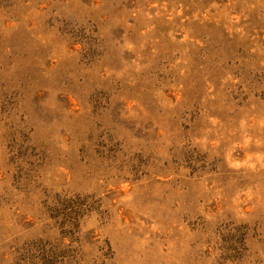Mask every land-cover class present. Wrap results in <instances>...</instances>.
<instances>
[{
  "label": "rangeland",
  "instance_id": "374dc122",
  "mask_svg": "<svg viewBox=\"0 0 264 264\" xmlns=\"http://www.w3.org/2000/svg\"><path fill=\"white\" fill-rule=\"evenodd\" d=\"M0 264H264V0H0Z\"/></svg>",
  "mask_w": 264,
  "mask_h": 264
}]
</instances>
